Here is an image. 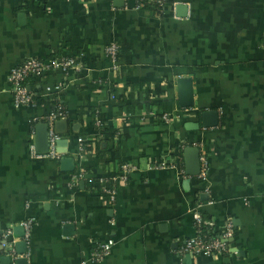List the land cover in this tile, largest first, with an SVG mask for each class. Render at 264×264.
<instances>
[{"label": "crops", "instance_id": "crops-1", "mask_svg": "<svg viewBox=\"0 0 264 264\" xmlns=\"http://www.w3.org/2000/svg\"><path fill=\"white\" fill-rule=\"evenodd\" d=\"M136 6L0 0V235L12 229L26 264H264V0H169L163 16ZM115 42L119 71L105 52ZM73 56L80 71L29 79L34 105L16 107L12 69ZM181 79L192 80L193 107H180ZM59 106L62 158H35L36 124ZM207 110L217 127H203ZM190 146L207 152V183L187 176ZM125 164L134 171L114 184ZM198 208L234 225L238 256L178 255ZM28 221L27 240L15 238ZM108 240L110 254L91 262Z\"/></svg>", "mask_w": 264, "mask_h": 264}, {"label": "built area", "instance_id": "built-area-1", "mask_svg": "<svg viewBox=\"0 0 264 264\" xmlns=\"http://www.w3.org/2000/svg\"><path fill=\"white\" fill-rule=\"evenodd\" d=\"M169 0H137L136 9L138 10H151L158 16H163ZM178 3L173 4L174 9ZM121 48L118 43H111L106 47V56L109 58L112 69L114 71L120 70L119 57ZM81 63L77 57H63L60 59H54L48 62H43L38 59H30L24 64L12 69L9 75V83L11 91L14 94L16 107H29L34 105L33 96L27 88V82L29 79H39L45 74L51 71H60L64 74H68L70 71H80ZM63 86H57L54 88L56 93L62 92ZM50 92L51 89H48ZM223 116V112L220 111ZM65 112L59 106L57 109L51 111V113L43 118L49 127V152L45 155L39 154L34 145L30 146L31 155L35 158H48L50 160L58 161L62 158L59 152L58 143L62 140L61 136L56 132L55 125L59 121H63L65 118ZM161 119L165 123H170L171 118L168 115H163ZM84 139H79V144L84 145ZM200 173L198 179L203 183H207L210 175V160L207 155L204 146H200ZM164 166H160L163 168ZM122 176L113 179L114 184L127 180V175L134 171V167L131 165H123L121 167ZM77 178L72 182V186L77 185ZM106 194L114 200L115 190L113 188H104ZM194 223L196 233L191 239L186 240L180 248L178 255H193V257H206L212 259H222L226 255L238 256V250L234 248L235 241V227L231 222L226 223L223 227L214 225L212 220H207L200 209L198 208L194 213ZM33 221H28L23 224L26 229L25 240L29 237L30 230L33 228ZM15 239L12 236V229L5 230L0 235V247L5 253V256L11 260V264L19 258L14 251ZM114 246L113 240H108L103 243H99L96 246L95 251L91 254V262L103 261L111 252ZM0 254V264L1 257ZM86 264V263H82Z\"/></svg>", "mask_w": 264, "mask_h": 264}, {"label": "water", "instance_id": "water-1", "mask_svg": "<svg viewBox=\"0 0 264 264\" xmlns=\"http://www.w3.org/2000/svg\"><path fill=\"white\" fill-rule=\"evenodd\" d=\"M178 93L180 96V107L190 108L194 106L192 80L191 79H181L178 81ZM202 125L204 128H215L219 125V115L216 110L204 111L201 115ZM63 121H59L55 125V130L58 133V129L62 127ZM62 141V140H61ZM61 141L58 143L60 146ZM33 143L36 151L39 154L45 155L49 152V127L45 122H40L36 124L35 135L33 138ZM185 157V169L188 177H198L200 173V151L195 147H188L184 151ZM62 166L65 169L72 171L74 170V164L71 159H65L61 161ZM14 235L17 239H25V231L22 228H15ZM16 247H20V255H26L28 252L27 243L22 240ZM193 256V255H189ZM26 259L22 258L16 261V264H26ZM1 264H11V260L7 257L1 258Z\"/></svg>", "mask_w": 264, "mask_h": 264}, {"label": "trees", "instance_id": "trees-1", "mask_svg": "<svg viewBox=\"0 0 264 264\" xmlns=\"http://www.w3.org/2000/svg\"><path fill=\"white\" fill-rule=\"evenodd\" d=\"M32 79H34V78H32Z\"/></svg>", "mask_w": 264, "mask_h": 264}]
</instances>
